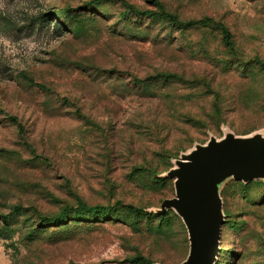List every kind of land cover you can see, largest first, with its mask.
Wrapping results in <instances>:
<instances>
[{
	"label": "rangeland",
	"instance_id": "374dc122",
	"mask_svg": "<svg viewBox=\"0 0 264 264\" xmlns=\"http://www.w3.org/2000/svg\"><path fill=\"white\" fill-rule=\"evenodd\" d=\"M90 1L0 0V264H177L189 249L177 214L149 221L121 204L152 213L175 195L163 175L181 152L226 131L264 132V68L252 62L264 63V0H158L182 19L222 23L234 53L212 29L146 26L134 14L121 28V12L155 9L150 0ZM83 4L76 21L90 33L49 17ZM220 193L215 264H264V180L227 179ZM80 201L114 209L97 227L26 241L30 208L52 214ZM17 205L25 210L5 225Z\"/></svg>",
	"mask_w": 264,
	"mask_h": 264
},
{
	"label": "water",
	"instance_id": "95a60500",
	"mask_svg": "<svg viewBox=\"0 0 264 264\" xmlns=\"http://www.w3.org/2000/svg\"><path fill=\"white\" fill-rule=\"evenodd\" d=\"M163 176L173 179L175 195L151 212L160 215L171 209L182 220L189 249L177 264H215L225 223L221 186L227 179L244 184L264 180V132L211 135L181 152Z\"/></svg>",
	"mask_w": 264,
	"mask_h": 264
},
{
	"label": "trees",
	"instance_id": "16d2710c",
	"mask_svg": "<svg viewBox=\"0 0 264 264\" xmlns=\"http://www.w3.org/2000/svg\"><path fill=\"white\" fill-rule=\"evenodd\" d=\"M106 1H112V0H91L88 5H90L91 9H97V7L102 2ZM152 4L154 5L155 9H144L140 10L133 6H128L126 10L121 12L119 14V19L124 20L120 23L121 28L126 27L127 21L126 19L130 14L136 15L141 22L146 23L145 25L148 26L152 23H158V24H164L167 25L171 29H182L187 30L191 28H207L217 31L222 39L223 44L229 50L231 53H234V42L231 39L230 32L228 28H226L222 23L216 22L214 19L210 17H202L198 19H182L179 14L169 11L165 8L162 2L158 0H150ZM87 11L84 4L82 6H78L76 8L71 7H62L56 9L54 12L50 14L49 17H52L54 19L59 18V16L65 17L66 21L70 24V33L78 34V33H90L92 32V29L90 27L88 28V24L83 25L82 23L76 21V15L79 13H84ZM92 12V11H91ZM50 18H48L49 20ZM138 31V30H137ZM138 33V32H136ZM252 62L260 65L262 68H264V63L260 61L258 58H254ZM114 72V77L116 78L118 73L116 70ZM162 77L167 78L168 74H161ZM175 76H171V78L174 79ZM27 81L34 84L33 79L25 76ZM132 80V84L139 85V86H146V82L144 79L138 78L132 74H129L128 77ZM9 121H11L13 124H15L18 127V130H22V125L18 121L17 117L9 115L8 116ZM158 175L156 173H150V177H157ZM161 179V178H159ZM261 180V179H260ZM121 204V203H120ZM122 207H126L127 211L131 212L132 214L138 216V217H144L150 219L153 217H162L167 216L168 213L165 214H154L149 213L146 211L143 207H136L132 204H121ZM114 209L113 205L110 204H94L90 205L83 201L78 202L74 206H66L62 208L57 213L52 214H40L36 208H30L32 211V215H36L34 218V226L31 225V228L27 231L26 241H31L38 237L40 234L45 233V231H68L72 227H81V226H93L97 227L99 225L98 220L101 218L105 219L104 217L111 215V211ZM25 210L20 205L13 207V212H11L10 215L2 217L1 221L5 225H8L12 218H14L16 215H22V212ZM155 215V216H154ZM111 219V218H110ZM89 222V223H87ZM106 222L103 221L102 223ZM131 264H139L143 261V259L138 256L131 258L128 260ZM152 264V263H151Z\"/></svg>",
	"mask_w": 264,
	"mask_h": 264
}]
</instances>
